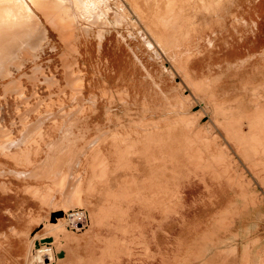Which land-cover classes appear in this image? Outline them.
<instances>
[{
    "label": "rangeland",
    "instance_id": "1",
    "mask_svg": "<svg viewBox=\"0 0 264 264\" xmlns=\"http://www.w3.org/2000/svg\"><path fill=\"white\" fill-rule=\"evenodd\" d=\"M0 4V264H264V0Z\"/></svg>",
    "mask_w": 264,
    "mask_h": 264
},
{
    "label": "crops",
    "instance_id": "2",
    "mask_svg": "<svg viewBox=\"0 0 264 264\" xmlns=\"http://www.w3.org/2000/svg\"><path fill=\"white\" fill-rule=\"evenodd\" d=\"M203 104L206 108L209 110V106L206 104V101L202 100ZM213 118L214 116H211ZM209 118V116H207ZM203 125L199 123L195 131L199 130L201 132L203 130ZM199 127V129H197ZM192 132L191 134H186L187 132L184 129V134L186 137L189 138V140H195L197 139L196 133ZM198 134V133H197ZM194 142V141H193ZM243 238H232V240L239 241L241 244L247 242L248 245V252L247 257L251 258L253 260H259L264 255V204L263 202L258 203L254 206V208L249 212L246 216V218L243 220Z\"/></svg>",
    "mask_w": 264,
    "mask_h": 264
},
{
    "label": "bare ground",
    "instance_id": "3",
    "mask_svg": "<svg viewBox=\"0 0 264 264\" xmlns=\"http://www.w3.org/2000/svg\"><path fill=\"white\" fill-rule=\"evenodd\" d=\"M133 1H141V0H133ZM134 8V7H133ZM137 8H139V10L141 11V8L140 7H137ZM15 10L16 9H14L11 5H6V4H0V22H3V21H6V20H11L12 18H17V16L19 15H17V13H15ZM143 11H144V9H143ZM20 16V15H19ZM24 33V34H23ZM22 34L24 35V37H23V35H22V37H18L20 40H23V39H25V33H27V32H23ZM147 34V33H146ZM153 34V36H156V31L154 32V33H152ZM153 40V39H152ZM151 42H153V41H151ZM202 101V100H201ZM202 104H203V102H202ZM201 104V105H202ZM203 120L201 119L199 122H197V120L196 119H193V120H191L189 123H191L192 124V126H191V132H194L195 130V128H196V126L199 124V123H201ZM204 122V121H203ZM188 123V122H187ZM197 129H199V127L197 128ZM156 188V187H155ZM168 202V201H167ZM240 221V220H239ZM121 245V244H120ZM122 246V245H121ZM123 247H125L124 246V244H123ZM147 252V251H146ZM105 255H106V253H105ZM104 255V256H105ZM109 256V255H108ZM106 257V256H105ZM120 257V256H119ZM118 257V258H119ZM148 259V258H147ZM176 259V258H175ZM172 260V259H171ZM136 262V261H135Z\"/></svg>",
    "mask_w": 264,
    "mask_h": 264
},
{
    "label": "water",
    "instance_id": "4",
    "mask_svg": "<svg viewBox=\"0 0 264 264\" xmlns=\"http://www.w3.org/2000/svg\"><path fill=\"white\" fill-rule=\"evenodd\" d=\"M52 215H62V212L60 211V212H58V213H54V214H52ZM52 215H51V217H52ZM58 256H59V257L63 256V252H59Z\"/></svg>",
    "mask_w": 264,
    "mask_h": 264
}]
</instances>
